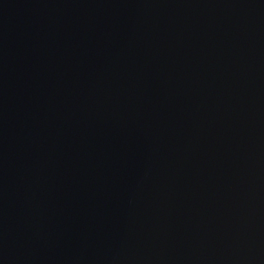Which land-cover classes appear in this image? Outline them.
Returning <instances> with one entry per match:
<instances>
[{
	"label": "water",
	"instance_id": "95a60500",
	"mask_svg": "<svg viewBox=\"0 0 264 264\" xmlns=\"http://www.w3.org/2000/svg\"><path fill=\"white\" fill-rule=\"evenodd\" d=\"M0 264H264V0H0Z\"/></svg>",
	"mask_w": 264,
	"mask_h": 264
}]
</instances>
